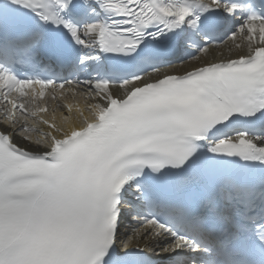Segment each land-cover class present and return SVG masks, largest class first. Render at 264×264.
Instances as JSON below:
<instances>
[{
    "label": "snow or ice",
    "instance_id": "obj_1",
    "mask_svg": "<svg viewBox=\"0 0 264 264\" xmlns=\"http://www.w3.org/2000/svg\"><path fill=\"white\" fill-rule=\"evenodd\" d=\"M0 264H264V0H0Z\"/></svg>",
    "mask_w": 264,
    "mask_h": 264
},
{
    "label": "bare ground",
    "instance_id": "obj_2",
    "mask_svg": "<svg viewBox=\"0 0 264 264\" xmlns=\"http://www.w3.org/2000/svg\"><path fill=\"white\" fill-rule=\"evenodd\" d=\"M68 97V98H67ZM64 96L63 98H65L66 100H65V102H71L70 100H68L69 99V96ZM44 101H47L45 98L43 99ZM64 102V103H65ZM73 103V102H72ZM43 104H45V105H47V106H49L50 108H53V106L54 105H63L62 103H60V102H57V101H55L54 99H52V101H51V103H45V102H43ZM62 108H57V115H58V120L61 118L59 115L61 114L62 115ZM45 115L47 116V118L48 119H51L52 118V116L51 115H49L48 113H45Z\"/></svg>",
    "mask_w": 264,
    "mask_h": 264
}]
</instances>
